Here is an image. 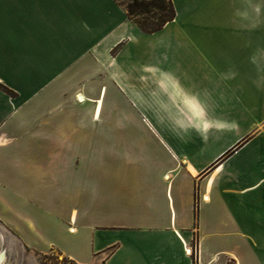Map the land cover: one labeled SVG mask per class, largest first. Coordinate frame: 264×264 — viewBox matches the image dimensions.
Instances as JSON below:
<instances>
[{
	"label": "crops",
	"instance_id": "0c3cea01",
	"mask_svg": "<svg viewBox=\"0 0 264 264\" xmlns=\"http://www.w3.org/2000/svg\"><path fill=\"white\" fill-rule=\"evenodd\" d=\"M172 2L175 18L144 33L117 0H0V83L13 92L0 89V144L28 147L24 168L54 179L60 199L44 206L92 247L81 257L49 245L77 263L264 264V0ZM178 2L203 14L201 69L189 74L164 33L187 15ZM156 34L168 40L136 51L125 72L123 52ZM113 77L163 104L141 123L134 172L101 169L121 141L103 104L95 116L97 83ZM84 166L92 186L79 217L71 208L78 226H65L64 194L77 195ZM0 220L19 239L16 221Z\"/></svg>",
	"mask_w": 264,
	"mask_h": 264
},
{
	"label": "rangeland",
	"instance_id": "374dc122",
	"mask_svg": "<svg viewBox=\"0 0 264 264\" xmlns=\"http://www.w3.org/2000/svg\"><path fill=\"white\" fill-rule=\"evenodd\" d=\"M117 1L125 7L129 0ZM187 6H190V3L178 2L179 9H184L187 15H180L178 20L164 32L167 37L171 36L169 40L172 41L173 48L178 45L176 50L170 51V56L178 60L177 68L181 74L200 70L203 60V14L200 15L195 11L188 12ZM200 8L203 10V3L200 4ZM167 37L156 34L140 38L123 52L126 59H120L119 66L125 72L129 71L134 67L130 64L135 61L132 57H135L136 51L145 52L147 51L144 47L146 44L154 46L156 42L168 40ZM102 84L101 98L96 99L95 109L98 103L103 104V113L107 121L116 125L113 126L111 136L114 138V135L119 134L118 138H121V141L108 142L112 150L107 153L112 155V158L106 162L105 166L101 165V169L125 173L134 172L136 170L134 147L149 138L146 126H142L141 123L146 124L148 119L145 114L152 110L155 115L158 116L157 111H160L159 116L162 115L163 104H157L160 99H152L148 92H142L143 94L139 97L134 96L136 82L130 77L122 83L117 77H113L111 81L105 78L104 81L97 83V94ZM5 88L0 83V89L5 90ZM8 93L13 94V92ZM84 102L79 101L81 108ZM84 106L87 107V105ZM98 115L95 114L96 118ZM123 124L127 125L126 128ZM99 149L100 147H97L96 153ZM35 155L32 152L31 156ZM24 156H30L28 147L7 140L0 144V215L4 218L9 217L19 224L17 236L22 241L3 228L0 220L3 252L0 264H80L63 255L49 243L62 244L69 251L83 257L92 247L90 237L88 234L84 235L79 227V231L71 232L60 226L62 221L57 219L54 209L44 206L45 203H55L60 199L59 194H56L57 187L54 179L43 177L35 170L29 172L28 167L24 168L27 165V162L23 160ZM73 181H76L74 185L79 188L78 193L74 194V198L71 194H64L66 207L62 218L65 226L76 225L77 227L78 223H75L74 217H70L71 208H77L76 212L79 217L83 211V197L87 195L84 192L87 193L89 186H92L93 179L89 178L86 166H84L83 169H79ZM29 222H31L30 226ZM195 242V237H193L190 246L193 256L196 252ZM87 264H100V259L95 258Z\"/></svg>",
	"mask_w": 264,
	"mask_h": 264
},
{
	"label": "trees",
	"instance_id": "16d2710c",
	"mask_svg": "<svg viewBox=\"0 0 264 264\" xmlns=\"http://www.w3.org/2000/svg\"><path fill=\"white\" fill-rule=\"evenodd\" d=\"M125 9L128 18L144 33L160 30L176 15L172 0H129ZM5 91L10 92L7 88Z\"/></svg>",
	"mask_w": 264,
	"mask_h": 264
},
{
	"label": "bare ground",
	"instance_id": "6f19581e",
	"mask_svg": "<svg viewBox=\"0 0 264 264\" xmlns=\"http://www.w3.org/2000/svg\"><path fill=\"white\" fill-rule=\"evenodd\" d=\"M81 97V98H80ZM80 97L78 98L80 101H82L83 99H82V95H80ZM96 114H99V112H100V104L98 103L97 105H96ZM99 116V115H98ZM73 229V228H72ZM71 229V231H73ZM1 242H2V235H1V232H0V261L3 259V252H2V249H1ZM188 251L190 252L191 250H190V248L188 249Z\"/></svg>",
	"mask_w": 264,
	"mask_h": 264
},
{
	"label": "built area",
	"instance_id": "2783aa9c",
	"mask_svg": "<svg viewBox=\"0 0 264 264\" xmlns=\"http://www.w3.org/2000/svg\"><path fill=\"white\" fill-rule=\"evenodd\" d=\"M190 250H191V248H190ZM188 252H189V251H188ZM190 252H191V251H190ZM190 252H189V253H190Z\"/></svg>",
	"mask_w": 264,
	"mask_h": 264
}]
</instances>
